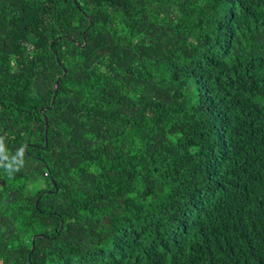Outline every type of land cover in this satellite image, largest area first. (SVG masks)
<instances>
[{
    "label": "trees",
    "instance_id": "obj_1",
    "mask_svg": "<svg viewBox=\"0 0 264 264\" xmlns=\"http://www.w3.org/2000/svg\"><path fill=\"white\" fill-rule=\"evenodd\" d=\"M0 145V264H264V0H0Z\"/></svg>",
    "mask_w": 264,
    "mask_h": 264
},
{
    "label": "water",
    "instance_id": "obj_2",
    "mask_svg": "<svg viewBox=\"0 0 264 264\" xmlns=\"http://www.w3.org/2000/svg\"><path fill=\"white\" fill-rule=\"evenodd\" d=\"M57 60H58V59H57ZM65 72H66V69L63 68V74L60 75V76H58L57 79H56L55 82H54V85H53V86H54V89H53L54 91H53L52 99L55 97V94H56V92H57V87H58V84H59V80L61 79V77L64 76ZM52 103H53V100H52V102H51V105H52ZM44 119H45V133H46V132H47V129H48V122H47L46 117H44ZM38 235H39V234H38ZM36 236H37V235H34V236H33V238H32L33 241H34V239L36 238ZM33 248H34V244H32L31 249H30V252H32ZM29 263H30V264H33L31 260H29Z\"/></svg>",
    "mask_w": 264,
    "mask_h": 264
},
{
    "label": "clouds",
    "instance_id": "obj_3",
    "mask_svg": "<svg viewBox=\"0 0 264 264\" xmlns=\"http://www.w3.org/2000/svg\"><path fill=\"white\" fill-rule=\"evenodd\" d=\"M0 147H2V145H0ZM3 167H5V170L7 171V167H8V166L3 165ZM19 170H20V169H17V171H19ZM8 175H9V177H11L12 174H11V173H8Z\"/></svg>",
    "mask_w": 264,
    "mask_h": 264
}]
</instances>
